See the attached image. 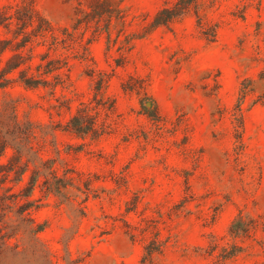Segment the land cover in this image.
I'll use <instances>...</instances> for the list:
<instances>
[{
	"label": "rangeland",
	"instance_id": "rangeland-1",
	"mask_svg": "<svg viewBox=\"0 0 264 264\" xmlns=\"http://www.w3.org/2000/svg\"><path fill=\"white\" fill-rule=\"evenodd\" d=\"M120 1L108 35L105 18L74 28L76 0H0V14L31 7L66 38L14 49L15 19L0 25V113L34 125L65 186L48 191L41 176L23 197L31 164L23 182L6 181L43 230L20 252L0 247V264H264V0H195L157 27L178 0ZM16 53L28 73L59 66L44 75L54 86L3 75ZM79 109L98 136L70 129ZM238 215L248 230L234 238ZM214 239L239 253L219 259Z\"/></svg>",
	"mask_w": 264,
	"mask_h": 264
},
{
	"label": "trees",
	"instance_id": "trees-1",
	"mask_svg": "<svg viewBox=\"0 0 264 264\" xmlns=\"http://www.w3.org/2000/svg\"><path fill=\"white\" fill-rule=\"evenodd\" d=\"M76 14L74 28L94 22L99 27L101 19H106L105 31L109 35L111 19L113 17L121 18V1L120 0H76ZM195 0H178L172 6H165L155 15L151 27L167 24L175 18L184 14L189 5ZM12 18L15 19L14 37L18 38L14 49L24 48L28 43L37 38L43 39V42L49 41V45L56 47L58 43L66 41L65 37L60 38L52 31V26L48 20L38 15L31 7H25L21 14L4 15L0 14V25L10 30ZM30 28V29H29ZM99 30H95L97 33ZM66 34H69L66 32ZM9 46L4 45L0 48V53ZM24 60L20 53L12 55L1 69L3 75L17 72V76L13 79L19 81L25 87H46L54 86L45 76L52 75L59 69L51 61L39 63L36 65V73H28L27 70L21 68ZM45 75V76H44ZM5 82L11 78H3ZM2 85V84H1ZM250 91L248 83H242L240 89V99L244 101L247 93ZM71 130L85 136L91 134L98 136L95 130V121L86 110L79 109L78 112L70 118L68 123ZM41 136L34 125L29 121H21L18 119L14 110L9 119H5L0 113V159L8 156L7 163H0V188L3 193L0 194V247L4 252H20L25 249L23 241L38 240V234L43 230V225H38L29 217L31 206L29 202L16 206L18 195L6 192V181L11 180L15 183H21L25 179L26 171L31 164L33 166L32 173L29 177L28 185L21 194L28 198L35 186L38 185L40 177L44 176L43 184L48 191L60 192L65 186H60L58 175L54 174V169L50 160L44 159L34 147V140ZM12 153L9 154L8 150ZM10 175L13 177L10 179ZM50 177L54 180L51 181ZM55 189V190H53ZM248 225L243 221L241 215L232 222L229 232L234 238L242 233H246ZM2 231V232H1ZM19 238L12 242V238ZM21 241V243H20ZM23 246V247H22ZM210 249L213 253L219 249L217 256L219 259L225 260L236 256L240 247L233 245H220L215 239L210 243ZM20 250V251H19Z\"/></svg>",
	"mask_w": 264,
	"mask_h": 264
}]
</instances>
